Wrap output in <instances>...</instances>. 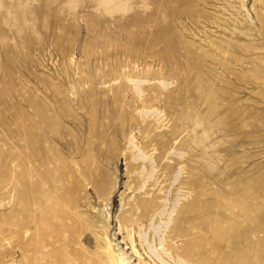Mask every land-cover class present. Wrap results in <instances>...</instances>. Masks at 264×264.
<instances>
[{
    "label": "rangeland",
    "instance_id": "1",
    "mask_svg": "<svg viewBox=\"0 0 264 264\" xmlns=\"http://www.w3.org/2000/svg\"><path fill=\"white\" fill-rule=\"evenodd\" d=\"M0 264H264V0H0Z\"/></svg>",
    "mask_w": 264,
    "mask_h": 264
}]
</instances>
